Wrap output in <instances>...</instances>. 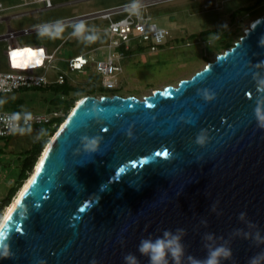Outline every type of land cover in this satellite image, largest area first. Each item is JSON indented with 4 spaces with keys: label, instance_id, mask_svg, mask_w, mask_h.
<instances>
[{
    "label": "water",
    "instance_id": "water-1",
    "mask_svg": "<svg viewBox=\"0 0 264 264\" xmlns=\"http://www.w3.org/2000/svg\"><path fill=\"white\" fill-rule=\"evenodd\" d=\"M262 36L264 14L175 85L81 98L0 228V264H149L138 245L165 230L183 254L161 264L221 246L220 264H264Z\"/></svg>",
    "mask_w": 264,
    "mask_h": 264
},
{
    "label": "rangeland",
    "instance_id": "rangeland-1",
    "mask_svg": "<svg viewBox=\"0 0 264 264\" xmlns=\"http://www.w3.org/2000/svg\"><path fill=\"white\" fill-rule=\"evenodd\" d=\"M60 1L63 0H55L54 3ZM134 1L136 0H82L70 5H54L41 10L39 14L50 21L64 16L91 14ZM144 9L158 26L169 29L170 37L156 51L139 45L119 52L117 55L122 69L116 88L103 89L96 72L90 66L83 70H70L67 65V59L77 52H82L84 48L92 47L91 55L96 58L106 56L107 48L104 44L108 40V33L105 31L108 20L105 15L99 13L94 17L63 25V31L58 35L41 36L38 34L39 31L29 34L54 44L50 50L56 46V58L53 63L55 68L48 69L47 77L54 79L57 71L64 72L67 76L65 82L71 86V90L64 94L56 88V84L21 88L12 94L0 95V108L28 111L57 110L61 113L57 118L62 117L64 121L78 100L86 95L116 93L142 98L155 88H161L166 84L175 85L180 79L191 76L207 61L213 60L216 54L237 41L250 22L264 14V0H150ZM125 12L116 11L111 15L118 18ZM80 21L86 23L85 32L79 37L73 36V26ZM88 35H94L97 39L89 42L85 39ZM59 123L47 126L39 133L35 141L46 139L45 143L31 162L23 179L20 177L23 175L24 162L31 160V156L24 152L25 148L20 144L16 147L8 143L7 136L0 137V198L9 204L13 201L19 189L32 174L37 160L59 127ZM51 129L56 130L48 135Z\"/></svg>",
    "mask_w": 264,
    "mask_h": 264
},
{
    "label": "built area",
    "instance_id": "built-area-1",
    "mask_svg": "<svg viewBox=\"0 0 264 264\" xmlns=\"http://www.w3.org/2000/svg\"><path fill=\"white\" fill-rule=\"evenodd\" d=\"M55 0H22V4H41L44 8H50L55 5ZM136 0L132 3L121 5L115 8L103 10L102 14L106 16L108 24L105 31L108 33V40L104 44L107 48V54L104 57L96 58L91 53L75 54L68 59L70 70H83L87 66L96 72L100 85L103 89H114L118 85L119 73L122 66L119 62V52L129 50L134 46H143L150 51H156L169 39L170 31L165 26H158L147 14L144 9L145 4L138 3ZM135 5V7H133ZM0 2V9H2ZM126 11L123 16L113 18L112 13L116 11ZM41 26V25H39ZM36 28L39 29L37 26ZM24 31H28L24 29ZM15 30L7 31L6 35L12 37ZM1 38V36H0ZM134 42V44H131ZM9 53L11 50L8 51ZM53 53L41 51V57L37 65L44 64L45 69L53 68ZM66 80L64 72H58L55 79H49L45 72H32L22 69L0 70V95L12 94L19 89H29L45 87L49 84H62ZM108 94V93H107ZM27 113L32 114L31 120H26ZM19 115L20 119L12 120V116ZM61 113L53 111H28L21 109H3L0 108V137L14 135L16 140L25 139L28 131H35L33 138L47 126L56 125L55 118L60 117ZM58 119V118H57ZM62 123V122H61ZM61 123H59L61 125ZM24 129V134L12 133V129ZM7 203L0 198V222L3 218Z\"/></svg>",
    "mask_w": 264,
    "mask_h": 264
},
{
    "label": "crops",
    "instance_id": "crops-1",
    "mask_svg": "<svg viewBox=\"0 0 264 264\" xmlns=\"http://www.w3.org/2000/svg\"><path fill=\"white\" fill-rule=\"evenodd\" d=\"M78 1L82 0H63L55 3V6L70 5ZM0 2L2 3L3 7L2 9H0V70L22 69L32 72L46 73L49 68L45 69L44 64L37 65L36 62L40 60L41 51L53 53L54 57L56 58V46L52 50H50V47H52L54 44H52L50 41L41 39L39 40L38 36L29 34L40 31V29L36 28L39 25H51L54 27L55 22L60 21L63 26L69 22L94 17L99 13L102 15L100 11H103L100 10L98 12L86 15L81 14L82 16L75 17L64 16L49 21L45 20L44 16L39 14L41 10L46 9L42 7L41 4L35 3L25 5L22 4V0H0ZM74 9L77 10V8ZM11 29L15 30V33L12 37H9L8 35H6V33ZM24 29H27L28 31H24ZM9 50H11L10 53L8 52ZM91 50L92 47L88 49L84 48L82 52H77L75 54L91 53ZM58 72L62 71H57V73ZM54 84L55 83H52L47 86H52Z\"/></svg>",
    "mask_w": 264,
    "mask_h": 264
},
{
    "label": "clouds",
    "instance_id": "clouds-1",
    "mask_svg": "<svg viewBox=\"0 0 264 264\" xmlns=\"http://www.w3.org/2000/svg\"><path fill=\"white\" fill-rule=\"evenodd\" d=\"M135 7V5H133ZM40 31L39 35H58L63 31V27L60 21L55 22L54 30L51 25H41L38 26ZM74 31L72 33L73 36L79 37L82 33L85 32L86 23L83 21L77 22L74 24ZM89 42L95 41L97 39L94 35H88L85 37ZM261 45H264V36L260 38ZM264 84V81L260 82ZM255 118L258 124L261 127H264V107H257L255 112ZM12 120L20 119L19 115L14 114L11 118ZM26 120L32 119V114L27 113L25 116ZM12 133L24 134V129L20 128L17 130L16 128L12 129ZM87 139V138H85ZM97 141L96 139H91L85 144V148L89 151H95ZM181 229H177V232H181ZM138 252L141 255H145L148 257L149 264H161L162 261L166 259L168 255L176 257L178 254H183V245L180 242V237L178 235H174L168 230L163 232L162 236H158L155 239L147 238L142 239L138 245ZM8 252L6 250H0V256L7 257ZM231 256V250L228 248H224L223 246L217 247L211 250L206 258L203 261H195V264H220L221 259H226ZM191 260L192 258L189 257ZM124 260L126 264H137L136 257L129 253L124 256ZM256 258L253 257L250 259L249 264H255ZM95 264V261H93Z\"/></svg>",
    "mask_w": 264,
    "mask_h": 264
},
{
    "label": "trees",
    "instance_id": "trees-1",
    "mask_svg": "<svg viewBox=\"0 0 264 264\" xmlns=\"http://www.w3.org/2000/svg\"><path fill=\"white\" fill-rule=\"evenodd\" d=\"M56 86V88L59 90V91H61L62 93H67L69 90H71V86L67 83V82H64V83H62V84H56L55 85ZM68 107H69V103H67V109H68ZM63 120H62V117L61 118H58V123L60 122H62ZM57 123V124H58ZM55 128V127H54ZM54 130H56V129H51V130H49V132H48V135H50ZM45 140L46 139H44V140H37V141H35L33 144H32V146L29 148V149H25L24 150V152H26L27 154H29L31 157H30V159L31 160H29V161H25L24 162V165H23V172H22V176L20 177L21 179H23L24 177H25V175H26V172H27V170L30 168V165H31V162L34 160V158H35V156L39 153V151L42 149V147H43V144L45 143ZM20 179V180H21Z\"/></svg>",
    "mask_w": 264,
    "mask_h": 264
},
{
    "label": "bare ground",
    "instance_id": "bare-ground-1",
    "mask_svg": "<svg viewBox=\"0 0 264 264\" xmlns=\"http://www.w3.org/2000/svg\"><path fill=\"white\" fill-rule=\"evenodd\" d=\"M150 0H141L139 1L138 3H141V4H146L147 2H149ZM79 101V100H78ZM35 131H28V133L24 136L25 137V140L28 141L29 138L32 137V135L34 134ZM51 138V137H50ZM22 142V141H20ZM20 142H17V145L20 144ZM47 145V144H46ZM45 148V147H44ZM46 149V148H45ZM45 150L43 149L42 152H44ZM40 159H41V156L39 157V159L37 160L36 162V165L34 167V170L32 172V174L29 176V178L25 181V183L23 184V186L21 187V189H19V192L17 193V195L15 196V198L13 199V201L7 205V208L5 209V212H4V215H3V218L0 222V228L1 226L3 225L4 221L7 219V217L9 216V214L11 213L13 207L15 206V203L16 201L18 200V197L21 195V193L23 192V190L25 189V187L27 186V184L29 183V181L31 180L32 178V175L34 173V171L37 169L38 165H39V162H40Z\"/></svg>",
    "mask_w": 264,
    "mask_h": 264
},
{
    "label": "flooded vegetation",
    "instance_id": "flooded-vegetation-1",
    "mask_svg": "<svg viewBox=\"0 0 264 264\" xmlns=\"http://www.w3.org/2000/svg\"><path fill=\"white\" fill-rule=\"evenodd\" d=\"M11 136H12V135H11ZM11 136L7 137V140H9V138H10ZM37 137H38V136H37ZM37 137L33 138V136H32L31 138H29L28 141H26L25 139L19 140V141H22V142L20 143V146H23V148H25V149L29 148V145L32 144V143L37 139ZM19 141L15 139V142H16V143L19 142ZM27 142H29V144H28ZM25 146H26V147H25Z\"/></svg>",
    "mask_w": 264,
    "mask_h": 264
},
{
    "label": "snow or ice",
    "instance_id": "snow-or-ice-1",
    "mask_svg": "<svg viewBox=\"0 0 264 264\" xmlns=\"http://www.w3.org/2000/svg\"><path fill=\"white\" fill-rule=\"evenodd\" d=\"M165 155H166V153H165Z\"/></svg>",
    "mask_w": 264,
    "mask_h": 264
}]
</instances>
